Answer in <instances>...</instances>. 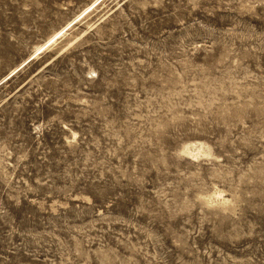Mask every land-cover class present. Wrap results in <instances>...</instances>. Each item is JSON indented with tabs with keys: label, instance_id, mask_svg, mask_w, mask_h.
<instances>
[{
	"label": "rangeland",
	"instance_id": "1",
	"mask_svg": "<svg viewBox=\"0 0 264 264\" xmlns=\"http://www.w3.org/2000/svg\"><path fill=\"white\" fill-rule=\"evenodd\" d=\"M96 1L0 0V264H264V0Z\"/></svg>",
	"mask_w": 264,
	"mask_h": 264
},
{
	"label": "bare ground",
	"instance_id": "2",
	"mask_svg": "<svg viewBox=\"0 0 264 264\" xmlns=\"http://www.w3.org/2000/svg\"><path fill=\"white\" fill-rule=\"evenodd\" d=\"M100 0H97L95 3L92 4V6H90L88 9H86L82 15H84L85 13L88 14V12H90L91 10H93L94 8L97 7L98 3H99ZM71 25H69L70 27ZM66 28L63 29L62 31L58 32L55 36H53L45 45L39 47L36 52H35V55L36 56L38 53L40 52H43V51H46L48 48H50L52 45H54V43H56L57 39L63 37L64 35V32H65ZM34 57H32L33 59ZM13 75V74H12ZM10 75V76H12ZM10 76L8 78H10ZM189 151V150H188Z\"/></svg>",
	"mask_w": 264,
	"mask_h": 264
}]
</instances>
